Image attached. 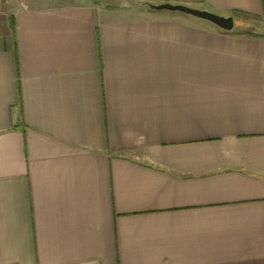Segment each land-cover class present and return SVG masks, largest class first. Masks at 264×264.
I'll list each match as a JSON object with an SVG mask.
<instances>
[{"label": "crops", "instance_id": "0c3cea01", "mask_svg": "<svg viewBox=\"0 0 264 264\" xmlns=\"http://www.w3.org/2000/svg\"><path fill=\"white\" fill-rule=\"evenodd\" d=\"M143 2L264 21L0 0V264H264V31Z\"/></svg>", "mask_w": 264, "mask_h": 264}, {"label": "water", "instance_id": "95a60500", "mask_svg": "<svg viewBox=\"0 0 264 264\" xmlns=\"http://www.w3.org/2000/svg\"><path fill=\"white\" fill-rule=\"evenodd\" d=\"M144 4H148L150 8L154 10H171V11H180L186 13L188 15L206 20L213 25L230 31L235 27V18L233 15L220 14L214 11H211L207 8H197L185 4L180 3H171V2H161V3H149L143 2Z\"/></svg>", "mask_w": 264, "mask_h": 264}, {"label": "rangeland", "instance_id": "374dc122", "mask_svg": "<svg viewBox=\"0 0 264 264\" xmlns=\"http://www.w3.org/2000/svg\"><path fill=\"white\" fill-rule=\"evenodd\" d=\"M241 19L236 21L235 30L238 32H253V31H264V21L261 19L250 20L245 15L240 17ZM244 19L245 21H242Z\"/></svg>", "mask_w": 264, "mask_h": 264}, {"label": "trees", "instance_id": "16d2710c", "mask_svg": "<svg viewBox=\"0 0 264 264\" xmlns=\"http://www.w3.org/2000/svg\"><path fill=\"white\" fill-rule=\"evenodd\" d=\"M232 15L234 16V18H235L236 20H240V19H241L240 17H241L242 15H245V14H244V12H242V11L234 10L233 13H232Z\"/></svg>", "mask_w": 264, "mask_h": 264}]
</instances>
